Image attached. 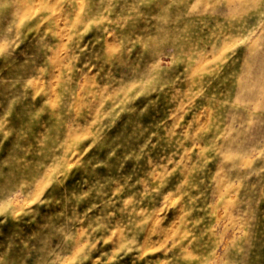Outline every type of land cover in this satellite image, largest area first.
Returning <instances> with one entry per match:
<instances>
[{
	"label": "rangeland",
	"instance_id": "374dc122",
	"mask_svg": "<svg viewBox=\"0 0 264 264\" xmlns=\"http://www.w3.org/2000/svg\"><path fill=\"white\" fill-rule=\"evenodd\" d=\"M0 264H264V0H0Z\"/></svg>",
	"mask_w": 264,
	"mask_h": 264
}]
</instances>
